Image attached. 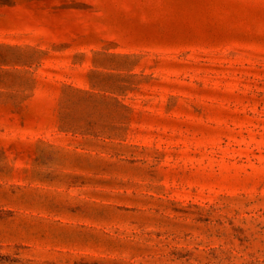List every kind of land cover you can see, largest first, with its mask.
Segmentation results:
<instances>
[{
    "label": "rangeland",
    "instance_id": "374dc122",
    "mask_svg": "<svg viewBox=\"0 0 264 264\" xmlns=\"http://www.w3.org/2000/svg\"><path fill=\"white\" fill-rule=\"evenodd\" d=\"M0 264H264V0H0Z\"/></svg>",
    "mask_w": 264,
    "mask_h": 264
}]
</instances>
